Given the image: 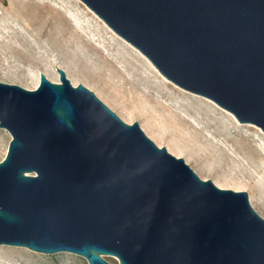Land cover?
Listing matches in <instances>:
<instances>
[{
	"label": "water",
	"instance_id": "1",
	"mask_svg": "<svg viewBox=\"0 0 264 264\" xmlns=\"http://www.w3.org/2000/svg\"><path fill=\"white\" fill-rule=\"evenodd\" d=\"M169 81L264 132V0H81ZM0 81V245L88 264H264L247 191L203 180L83 84Z\"/></svg>",
	"mask_w": 264,
	"mask_h": 264
},
{
	"label": "rangeland",
	"instance_id": "2",
	"mask_svg": "<svg viewBox=\"0 0 264 264\" xmlns=\"http://www.w3.org/2000/svg\"><path fill=\"white\" fill-rule=\"evenodd\" d=\"M69 1L74 11L75 22L68 19L57 0H0V81L35 89L40 83L41 73H48L55 77L53 82H60L57 69H63L72 85H85L122 120L129 124L138 122L156 145L160 148L166 147L176 157L184 158L201 179H211L213 182L223 180L220 167L209 162V148L200 140H192L196 138L191 134V129L200 128L205 138L218 141L230 156H242L239 150L246 154L247 158H243L242 164L247 167L251 176L237 171L241 177L239 183L247 184L252 193L258 195L260 177L264 172V132L250 123L238 125L232 113L220 106L218 108L214 101L195 93L193 94L199 97V105L173 101L163 93L158 97L159 92L155 89L151 94L159 101L155 102V99H152V102L143 103L139 97L134 98L128 91L131 84L126 80L128 76L123 70L126 62L120 59L116 43L122 45L126 56L138 64L154 81L164 83L159 75L161 73L139 50L131 45L159 74L138 52L117 39L114 36L116 33L81 0ZM7 22L11 23L12 30H17V27L21 26L31 40L44 42L45 47H42L41 54L50 56L53 61L47 62L40 53L31 52L21 39L11 38L2 25ZM79 44L87 53L77 51L76 47ZM109 64L119 69L120 74L111 77L107 72ZM168 88L175 87L168 84ZM173 110L178 118L166 120L163 115L169 116L168 112ZM183 139H191V144L195 147L186 149ZM10 141V133L0 128V161L6 156ZM188 153L196 160L188 159ZM217 154L220 160L222 155L219 152ZM252 158L256 160V168L249 162ZM255 210L264 218V211L260 208ZM11 248L18 251L11 252L9 251ZM106 259L118 263L113 257ZM0 264H88V262L85 258L68 252L45 254L25 247L0 245Z\"/></svg>",
	"mask_w": 264,
	"mask_h": 264
},
{
	"label": "bare ground",
	"instance_id": "3",
	"mask_svg": "<svg viewBox=\"0 0 264 264\" xmlns=\"http://www.w3.org/2000/svg\"><path fill=\"white\" fill-rule=\"evenodd\" d=\"M17 1H20V0H17ZM57 1L59 3H61L62 9L65 11V15L68 17V19L71 20L72 22H75L74 11L72 9L70 1L69 0H57ZM77 1L80 2L79 0H77ZM2 25L7 30V32L9 33L11 38L21 39V41H23V44H26L29 47L31 52H36V53L41 54L42 47L43 48L45 47L44 42H39L38 40L36 41L34 39L31 40L28 36V33L21 26H18L17 24H16L18 26L17 30L11 29L12 26H11L10 22H7V23L2 24ZM114 36L117 39H119L121 42H123L125 45H127L128 47H130L134 51L138 52L135 48H133L129 43L124 41L122 38H120L116 34H114ZM116 44H117V46H116L117 53L120 55V59L121 60L123 59V61L126 62L123 70L127 73L126 76H128V77H126L127 78L126 80L131 84L128 91L130 92V94L134 98L136 96L139 97L140 100L143 101V103L152 102V99L153 100L155 99V102H156L158 99H156L154 97V95L151 94V91L153 89H155L159 92V93H157L158 97H160L159 94L163 93V94L167 95L168 98H171L173 101H179L182 103H186V104L188 103V104H193V105H196V103H197L199 105V102H198L199 97H197L193 93H190L184 89L177 87L176 85L171 83L168 79L164 78L149 63V61L143 55H141L138 52V54L141 57H143L149 63L150 67H152V69L155 72H157L160 75V77L163 78L164 83H158V82L154 81L151 77H149L145 73V71L138 64H136L134 61H131L132 59H129L126 56V54H125L126 51L124 50V47H122V45H119L118 43H116ZM10 48H12V47H10ZM76 48H77L78 52L82 53V51H84V54L87 53L80 44ZM46 53H50V52L46 51ZM41 57L43 59H45L47 62L53 61L52 58L48 55L41 54ZM94 60H96V58H94ZM107 72L109 73V75H111V77H114L117 74H120V70L117 69L115 66H112V65H110V67L107 68ZM45 75L51 81L55 79V77H51V75L48 73H45ZM168 84L173 85L175 88L169 89ZM36 86H37V83L34 84V87H36ZM214 105H216V104H214ZM160 106H161V108H163L162 105H160ZM217 107L219 108V106H217ZM168 115L170 117L166 116L165 114L163 115L166 118V120H171V118H173V117L178 118L177 113L174 112V110L169 111ZM234 120L236 121V123H238V125L241 124L235 118H234ZM245 125H249V124H245ZM249 126H251V125H249ZM191 134H193V136L196 138V139H192V140H200L203 142V144L206 147L209 148V152H208L209 162L217 164L220 167V169L222 170V174H223L224 178H223V180L214 181L215 184L220 188L233 189L235 191H247L249 201H250L251 205L253 206V208L254 207L256 209L260 208L262 211H264V172L262 173V175L260 177L258 195H254V193H252V191H251V188L247 184H240L239 183V181L241 180V177L238 176L237 171H242V172L250 175L249 171L247 170V167H245L242 164L243 158L244 157H245V159L247 158V156H246V154H244V152L239 150V152L241 153L242 156H235V155L230 156L226 152V150H224L222 148V146L219 145L218 141H213L211 139L205 138L203 135V130L200 128L199 129L196 128L193 130L191 129ZM183 141L185 142V148L186 149H190V147H192V148L195 147L194 145L191 144V139H183ZM217 152H219L222 155L220 160H219V155L217 154ZM187 158L192 160V161L196 160L194 158V156H192L190 153H188ZM253 158L251 159V161L249 160V162H250V164L252 163L251 165L254 168H256L257 167L256 166V160H254ZM9 251L13 252V251H18V250L11 248V249H9Z\"/></svg>",
	"mask_w": 264,
	"mask_h": 264
}]
</instances>
